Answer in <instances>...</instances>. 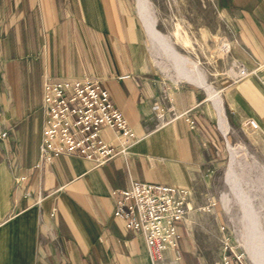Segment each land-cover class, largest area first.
<instances>
[{"label": "crops", "instance_id": "crops-1", "mask_svg": "<svg viewBox=\"0 0 264 264\" xmlns=\"http://www.w3.org/2000/svg\"><path fill=\"white\" fill-rule=\"evenodd\" d=\"M217 1L236 33L228 47L264 62V0ZM145 35L134 0H0V264H151L142 234L113 215V191L140 180L191 195L218 160L211 102L154 71ZM46 76L99 77L139 137L128 154L97 166L61 154L36 166ZM218 86L228 123L253 118L264 132V86L252 77ZM155 103L178 116L158 124ZM179 234L176 264H202L192 236Z\"/></svg>", "mask_w": 264, "mask_h": 264}, {"label": "rangeland", "instance_id": "rangeland-1", "mask_svg": "<svg viewBox=\"0 0 264 264\" xmlns=\"http://www.w3.org/2000/svg\"><path fill=\"white\" fill-rule=\"evenodd\" d=\"M151 2L158 20L157 29L170 35L178 51L198 61L207 80L218 91L222 81L237 82L244 78L232 76L230 67L238 70L242 65L248 69L253 66L249 64L248 52L236 42L234 51L228 47L230 39L235 40L236 33L217 0ZM135 11L138 15L136 6ZM145 34L147 59L154 71L171 86L195 87L207 98L202 88L189 81L175 83L174 64L160 48L152 47L146 31ZM219 93L222 99L223 95ZM212 117L213 125L221 133L220 156L208 168L202 184L192 191L184 221L178 224L179 231L183 236H192L202 264H225L224 256L229 260L228 264H254L252 257L264 261L261 259L264 258V174L261 172L264 170V132L248 125H230L225 135ZM227 141L244 148L236 153L230 183L225 180L230 161Z\"/></svg>", "mask_w": 264, "mask_h": 264}, {"label": "built area", "instance_id": "built-area-1", "mask_svg": "<svg viewBox=\"0 0 264 264\" xmlns=\"http://www.w3.org/2000/svg\"><path fill=\"white\" fill-rule=\"evenodd\" d=\"M238 70L244 72L241 77H252L264 86V62H256L250 69L242 65ZM42 88L44 117L36 166L61 154L81 156L95 166L101 165L115 155L125 157L139 140L99 77L46 76ZM153 109L158 124L178 116L173 111L167 116L168 110L158 103ZM187 120L194 126L192 118ZM245 123L252 129L259 126L253 118H247ZM103 128L114 133L116 143L100 135ZM5 134L2 131L0 136ZM24 178L18 175L15 181ZM113 196V215L123 220L126 230L142 234L151 264H176L180 260L178 224L188 211L190 190L156 181L130 180L126 188L113 191ZM223 258L228 264L229 260Z\"/></svg>", "mask_w": 264, "mask_h": 264}, {"label": "bare ground", "instance_id": "bare-ground-1", "mask_svg": "<svg viewBox=\"0 0 264 264\" xmlns=\"http://www.w3.org/2000/svg\"><path fill=\"white\" fill-rule=\"evenodd\" d=\"M152 5L153 4L151 0H136V5H135L138 15L142 20L143 26L145 28V31L147 33V36L150 40L152 47L160 48L162 52L166 55L167 59L172 61L171 64H174V70L176 75V79H174L175 82H178L179 80L189 81L190 83L202 88L205 91L207 98L209 99V101L213 105V108L215 109V116L218 127L226 135L230 129V124L226 119L222 99L221 96H219L220 95L219 91L209 82V80H207V76L201 69L200 67L201 65H199L198 61L190 57V55L183 54L180 51H178L177 47H175L173 41L169 37L170 35L164 34L157 29L158 20L156 19V16L153 13ZM169 5L171 6L170 3ZM229 72L234 77L237 76L241 77L244 74V72H242L241 70L240 71L234 70L233 66L230 67ZM227 147L230 153V161L228 164L229 168H227L226 170L225 180L228 183H230L231 182L230 176L234 173V161H236L235 159L236 153L238 152V149L241 148L244 149V148L242 146L235 147L232 144H230V142L228 141H227ZM261 172L262 174H264V170L261 169ZM247 249L248 252L252 254L251 250L249 248ZM222 252H223V247L221 248V253ZM245 254L247 255L246 252ZM249 257L252 256L249 255ZM252 259L254 264H264V261L262 260L260 261L255 257H252Z\"/></svg>", "mask_w": 264, "mask_h": 264}]
</instances>
